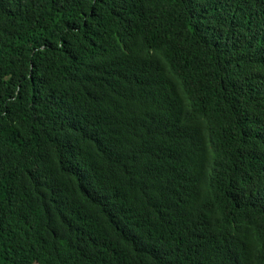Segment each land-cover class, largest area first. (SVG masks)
<instances>
[{"label": "trees", "instance_id": "obj_1", "mask_svg": "<svg viewBox=\"0 0 264 264\" xmlns=\"http://www.w3.org/2000/svg\"><path fill=\"white\" fill-rule=\"evenodd\" d=\"M0 264H264V0H0Z\"/></svg>", "mask_w": 264, "mask_h": 264}]
</instances>
